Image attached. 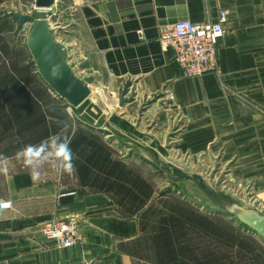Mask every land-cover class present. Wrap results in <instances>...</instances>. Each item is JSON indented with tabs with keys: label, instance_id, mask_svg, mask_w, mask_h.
<instances>
[{
	"label": "crops",
	"instance_id": "1",
	"mask_svg": "<svg viewBox=\"0 0 264 264\" xmlns=\"http://www.w3.org/2000/svg\"><path fill=\"white\" fill-rule=\"evenodd\" d=\"M221 9L228 16L218 42L219 74L184 77L160 34L176 20L215 22ZM77 19V37L60 52L91 95L107 89L114 103L112 117L101 119L107 132L126 143L149 127L162 135L156 127L173 109L193 151L220 150L227 176L253 186L254 209L264 214V0H89ZM121 92L132 97L122 106ZM130 117L132 124L124 120ZM39 173L34 180L29 168L0 163V199L13 206L0 211V264H150L130 253L138 224L121 215L110 195L83 193L57 173ZM50 220H72L82 243L57 248L40 234Z\"/></svg>",
	"mask_w": 264,
	"mask_h": 264
},
{
	"label": "rangeland",
	"instance_id": "2",
	"mask_svg": "<svg viewBox=\"0 0 264 264\" xmlns=\"http://www.w3.org/2000/svg\"><path fill=\"white\" fill-rule=\"evenodd\" d=\"M87 1L89 2V0H58L56 3L54 15L49 20L54 42L59 51L60 48L65 51V47L71 46L77 37L79 32L78 9ZM33 5L34 0H0V78L6 73L8 67L14 66L21 70L23 75L33 73L36 80L45 85L27 48L26 39L32 24L31 22L19 24L13 18V15L17 14L30 16L31 21L43 18L45 12L34 10ZM65 31H68V34ZM99 89L103 91H99ZM99 89L93 90L91 96L97 97L94 103L103 113L108 114V119L112 117L108 110H112L111 107L114 106V103L109 101L105 87ZM55 97L58 96L55 95ZM53 99H45V105L52 111V114L56 113L57 117L65 119L63 121L54 120L60 125H65L60 132V137H65L69 130L77 126L95 132L110 147L115 159L123 162L153 186L154 193L150 206L153 205L158 210H164L166 206L172 207L177 203L186 204L198 213L213 216L217 221H220L221 225L231 226L238 236L237 241L230 240L223 244L224 247L219 248L222 255L232 260L245 255L248 259L259 258L260 264H264V240L246 227H242L225 210V207L231 202L250 209L258 206L259 202L256 201L252 191L253 186L249 184L241 187L233 177L227 176L226 173L230 168L219 162L220 150L212 151L208 148L193 151V143L191 145L187 143V136L182 133L186 129V124L180 129V117L172 115L173 109H169L171 110L168 113L169 118L156 127L166 133L156 134V129L153 130L149 127L147 132L141 135L138 134L139 132L133 134L136 139L126 143L107 132L106 126L103 125L105 124L104 120L100 119L98 122H94L86 114L80 115L76 110L70 109L65 101L63 103L58 98ZM61 103L65 104L64 108L61 107ZM124 120L131 124L134 121L131 117ZM2 132L4 131L0 126V163L13 161L17 168L19 165L24 166L16 158V152L23 148V145L17 144L13 138V130L3 134ZM139 135L146 138L141 141L137 139ZM152 138H157V144ZM151 140L152 142H150ZM194 145L197 146L196 143ZM39 171L43 174L56 173L52 163L49 162L44 163ZM61 178V182L68 187L78 185L80 192L81 190L83 193L89 191L80 187L78 181H74L76 177L74 179L70 177V174L65 173ZM240 242L243 244L242 246L239 244ZM211 244L215 249L218 248L217 244Z\"/></svg>",
	"mask_w": 264,
	"mask_h": 264
},
{
	"label": "trees",
	"instance_id": "3",
	"mask_svg": "<svg viewBox=\"0 0 264 264\" xmlns=\"http://www.w3.org/2000/svg\"><path fill=\"white\" fill-rule=\"evenodd\" d=\"M5 72L0 78L2 134L13 130V138L23 147L59 136L65 125L54 120L65 119L52 114L45 105V99L54 100L48 88L33 73L23 75L14 66ZM62 138L70 140L75 155L73 174L79 186L110 195L122 216L136 220L139 236L130 250L132 255L150 264H260L259 258L243 255L232 260L221 254L219 248L230 240L237 241L238 236L231 226L221 225L213 216L198 213L186 204L177 203L164 210L150 206L153 186L115 159L95 132L77 126Z\"/></svg>",
	"mask_w": 264,
	"mask_h": 264
},
{
	"label": "water",
	"instance_id": "4",
	"mask_svg": "<svg viewBox=\"0 0 264 264\" xmlns=\"http://www.w3.org/2000/svg\"><path fill=\"white\" fill-rule=\"evenodd\" d=\"M57 2L58 0H34L33 8L44 11L43 18L31 21L30 16L18 14L13 15V18L19 24L27 22L32 24L26 39L27 48L40 78L48 89L64 100L70 109L76 110L80 115L86 114L94 122H98L102 119L103 112L90 99V88L73 73L54 42L49 19L54 15L53 10ZM131 99V96L125 97V93L121 92L119 105L122 106ZM225 210L242 227H246L264 240V214L235 202L228 203Z\"/></svg>",
	"mask_w": 264,
	"mask_h": 264
},
{
	"label": "built area",
	"instance_id": "5",
	"mask_svg": "<svg viewBox=\"0 0 264 264\" xmlns=\"http://www.w3.org/2000/svg\"><path fill=\"white\" fill-rule=\"evenodd\" d=\"M228 11L220 10L215 22L179 20L163 31L159 42L172 49L175 63L186 78L219 74L217 49L224 34ZM12 202L0 199V211L11 209ZM40 234L57 248L68 249L82 243V235L72 220H50L40 226Z\"/></svg>",
	"mask_w": 264,
	"mask_h": 264
},
{
	"label": "clouds",
	"instance_id": "6",
	"mask_svg": "<svg viewBox=\"0 0 264 264\" xmlns=\"http://www.w3.org/2000/svg\"><path fill=\"white\" fill-rule=\"evenodd\" d=\"M16 158L31 170L33 179L39 178V168L46 162L52 163L58 175L71 174L75 170V155L70 140L52 136L39 144H28L16 152Z\"/></svg>",
	"mask_w": 264,
	"mask_h": 264
}]
</instances>
